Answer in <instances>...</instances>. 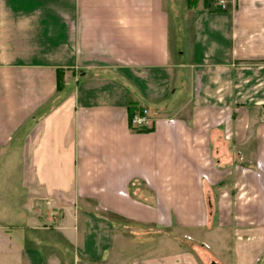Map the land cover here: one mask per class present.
Returning a JSON list of instances; mask_svg holds the SVG:
<instances>
[{
	"label": "crops",
	"instance_id": "crops-1",
	"mask_svg": "<svg viewBox=\"0 0 264 264\" xmlns=\"http://www.w3.org/2000/svg\"><path fill=\"white\" fill-rule=\"evenodd\" d=\"M223 1L0 0V264L261 263L264 0Z\"/></svg>",
	"mask_w": 264,
	"mask_h": 264
},
{
	"label": "rangeland",
	"instance_id": "rangeland-1",
	"mask_svg": "<svg viewBox=\"0 0 264 264\" xmlns=\"http://www.w3.org/2000/svg\"><path fill=\"white\" fill-rule=\"evenodd\" d=\"M16 209L15 212V216H19L18 214H20L19 212V208L20 205H13L11 207L12 211L13 209ZM11 211V212H12ZM42 222L44 223H49L50 225H52L53 223L57 222L56 220H42ZM6 224H23L25 223V219H22V217H18L16 220L13 219H9L5 221ZM53 233V232H52ZM52 233H34V236L39 238L40 240H44L45 243L42 245V250L44 252V254L48 257L52 256L54 251H57L55 253H57L56 255L58 256L59 254L62 257V260L64 262H67L68 264H71L73 262V257H72V253L69 250V246L68 243L62 238V236L60 234H52ZM0 257L3 259L5 257V254H0ZM261 263H264V254L261 257Z\"/></svg>",
	"mask_w": 264,
	"mask_h": 264
},
{
	"label": "built area",
	"instance_id": "built-area-1",
	"mask_svg": "<svg viewBox=\"0 0 264 264\" xmlns=\"http://www.w3.org/2000/svg\"><path fill=\"white\" fill-rule=\"evenodd\" d=\"M216 5L220 8H223L224 1L216 0ZM128 122H129L130 127L137 129V130H143L149 124V120L147 117V110L145 108H142V109L133 111L131 116L128 118Z\"/></svg>",
	"mask_w": 264,
	"mask_h": 264
},
{
	"label": "trees",
	"instance_id": "trees-1",
	"mask_svg": "<svg viewBox=\"0 0 264 264\" xmlns=\"http://www.w3.org/2000/svg\"><path fill=\"white\" fill-rule=\"evenodd\" d=\"M203 1V6L204 7H209L210 6V0H202ZM196 2V0H187V4L188 6H192L194 3ZM214 9H219L218 6H215ZM61 73H60V69H57V80H58V85L60 86L61 84ZM133 110L129 111V117L131 116Z\"/></svg>",
	"mask_w": 264,
	"mask_h": 264
}]
</instances>
